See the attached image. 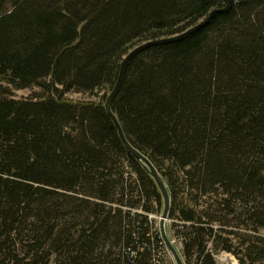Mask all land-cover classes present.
Segmentation results:
<instances>
[{"label":"trees","instance_id":"trees-1","mask_svg":"<svg viewBox=\"0 0 264 264\" xmlns=\"http://www.w3.org/2000/svg\"><path fill=\"white\" fill-rule=\"evenodd\" d=\"M227 3L0 0V264H153L166 250L150 220L161 195L105 103L136 47ZM113 112L168 185L185 263L264 264V0L137 56Z\"/></svg>","mask_w":264,"mask_h":264},{"label":"water","instance_id":"water-1","mask_svg":"<svg viewBox=\"0 0 264 264\" xmlns=\"http://www.w3.org/2000/svg\"><path fill=\"white\" fill-rule=\"evenodd\" d=\"M234 6V0H228L227 5L223 9L214 10L204 21H202L200 24L192 27L185 33H182L180 35L170 37V38H164L160 40L150 41L147 43H144L138 47H136L132 52H130L124 61L121 64L120 68V74L118 77V81L113 89V91L108 96L106 103H105V110L108 114V116L113 121L118 134L119 138L121 139L125 149L127 152L144 168V170L148 173V175L152 178L154 181L160 195L162 198V210L160 214V220H159V232L161 239L163 241V244L166 248L167 253L172 259L173 264H186L181 252V249L176 244V242L173 240L170 228H169V217L172 207V199L170 190L168 188V185L163 178V176L160 174L158 169L154 166V164L149 160L148 157H146L144 154H142L140 151L135 149L127 140L124 131L119 123V120L117 116L113 112V105L114 102L120 93V90L122 88L127 70L130 66V64L133 62V60L139 56L140 54L146 52L149 49L158 47V46H164L176 42L183 41L190 36L194 35L195 33L199 32L203 28H205L210 21L217 15L221 13H227L229 12Z\"/></svg>","mask_w":264,"mask_h":264},{"label":"rangeland","instance_id":"rangeland-1","mask_svg":"<svg viewBox=\"0 0 264 264\" xmlns=\"http://www.w3.org/2000/svg\"><path fill=\"white\" fill-rule=\"evenodd\" d=\"M42 94L41 89L39 88H34V89H29V90H20V91H14L12 90L11 96L14 97L15 99H27L34 97L35 95ZM70 99L73 100H82V99H87L89 98V95H83V94H78V93H71L67 95ZM96 100V98L94 99ZM162 208V207H161ZM160 209V208H159ZM150 220L159 228V220H160V214L159 213H154L151 215ZM218 226V225H217ZM169 228L171 231V234L174 238V241L176 244L179 246V248L183 249V244H184V234L177 235L179 230H182V224L178 220H170L169 219ZM185 231V230H183ZM184 233V232H183ZM246 234H252L250 232H246ZM264 235V232H262ZM166 249V248H165ZM215 260L217 264H234L235 261H238L235 256L231 254H227L224 252L218 253L215 255ZM161 264H173L171 257L166 251L165 258L163 259V262Z\"/></svg>","mask_w":264,"mask_h":264},{"label":"built area","instance_id":"built-area-1","mask_svg":"<svg viewBox=\"0 0 264 264\" xmlns=\"http://www.w3.org/2000/svg\"><path fill=\"white\" fill-rule=\"evenodd\" d=\"M166 250L163 248L160 249V251L154 256V260L156 264H161L163 262V259L165 258ZM234 264H239L238 261H235Z\"/></svg>","mask_w":264,"mask_h":264},{"label":"bare ground","instance_id":"bare-ground-1","mask_svg":"<svg viewBox=\"0 0 264 264\" xmlns=\"http://www.w3.org/2000/svg\"><path fill=\"white\" fill-rule=\"evenodd\" d=\"M153 264H156L155 260H154Z\"/></svg>","mask_w":264,"mask_h":264}]
</instances>
